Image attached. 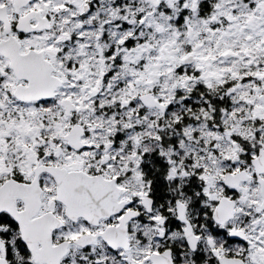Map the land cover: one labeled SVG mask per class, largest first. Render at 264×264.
I'll list each match as a JSON object with an SVG mask.
<instances>
[{"label": "snow or ice", "instance_id": "6c2138e0", "mask_svg": "<svg viewBox=\"0 0 264 264\" xmlns=\"http://www.w3.org/2000/svg\"><path fill=\"white\" fill-rule=\"evenodd\" d=\"M0 264H264V0H0Z\"/></svg>", "mask_w": 264, "mask_h": 264}]
</instances>
